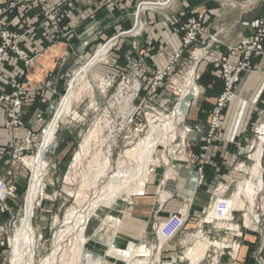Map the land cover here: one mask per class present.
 I'll return each instance as SVG.
<instances>
[{"label":"rangeland","instance_id":"1","mask_svg":"<svg viewBox=\"0 0 264 264\" xmlns=\"http://www.w3.org/2000/svg\"><path fill=\"white\" fill-rule=\"evenodd\" d=\"M234 1L237 6V3H242L243 0ZM257 7L262 9L263 1H258ZM140 10L141 8L139 15L136 16L137 24L140 23ZM257 12L259 10L256 8L251 9L253 17ZM130 29L112 34L106 40L92 42L85 53L74 56L72 62L74 66L71 68L63 92L48 109H40L43 124L36 130L35 145L27 152L28 156L24 162L13 158V152L8 148L9 153L6 156L10 160L9 179L15 180L20 189L17 197L8 202L10 212L0 215V264H11V241L19 225L30 182V161L37 152L42 132L66 92L74 70L90 61L97 46L111 40L113 44L107 55L90 68L85 81L76 89L71 108L59 123L55 141L45 152L48 165L45 168L44 181L35 200L32 216L35 234L32 264H86L87 255L98 253L101 254L96 255L91 264H126L127 259L129 261L127 264H136L139 262L138 255L144 244L156 248L152 257L155 258V264H190L192 257L188 256L187 252L196 248L198 241L204 238L211 244L197 264H264V152L261 168L259 157L258 174L251 172L255 163L253 155L258 147L264 146V112L258 110L251 113L242 140L234 145L238 157L229 165L227 180L219 182L218 189L212 191L211 200L195 215H192L191 208L188 209L190 212L188 220L170 241L158 244L153 229L156 222L147 230L149 237L139 241H135L125 233L124 230L131 229L135 225L130 214L135 210L133 203L136 193L144 190V186L155 177L159 179L158 184L162 191L158 195L162 199L163 189L165 190L168 181H178L182 165L186 163L196 165L199 139L193 136L195 133H206L207 126L203 120H209L220 83V76L218 86H215L212 82L214 80L210 78L212 71L220 75L217 67L209 63L203 67L200 64L204 59L197 65L190 64L186 58L180 65L175 66L165 79L155 81V89L148 95L144 76L149 77L148 87H150L159 69L154 67L148 75L144 73L142 47L140 41H137L143 28H133L131 33L128 32ZM115 36L117 37L114 39ZM195 54L198 58L200 51L195 50ZM137 55L138 60H133ZM34 63L35 61L30 67ZM211 67L213 69H210ZM137 75L139 79L135 81ZM190 76L193 77L196 92L187 103L186 113L177 119V125L168 133L169 142L166 143L162 141L160 133L163 131L159 129V125L164 122L162 115H167L174 109ZM137 86L139 92L135 94ZM236 97L237 89L236 96L232 100ZM27 106L32 109L31 104ZM199 122L203 123L199 124ZM196 124H199L201 131L194 129ZM189 127L192 129L190 132L187 131ZM146 138L153 140L151 143L153 146L148 165L143 167L140 164V157L136 156L137 159L133 158L134 156L132 158L126 156V151L139 145L141 155L143 152L141 149L146 145ZM104 156L109 159V166L92 185L94 163L101 162ZM235 167L238 169L235 170ZM122 169H125L124 172L127 171L125 183L128 184V189L137 183L138 176L146 172L142 188L127 192L125 187L117 197L111 198L113 201H108L110 203L106 205L107 207L101 204L94 210L92 206L109 178ZM194 169H197V165ZM245 180H248V187L244 196L240 195L242 206L230 207V199L237 192L239 183ZM162 181L165 182L164 186ZM194 181L195 191L196 178ZM219 199H225L229 207L224 210L222 217H211L212 207ZM143 209L145 210L144 206ZM78 214L85 215L87 220L75 224L74 217L76 218ZM69 216H73V220L66 222ZM112 224L113 228L106 227ZM115 228L118 238L116 242L113 241ZM77 232L81 238L77 236ZM108 241L112 243L108 244ZM170 244L173 249L168 247ZM128 245H133L134 248L130 250L127 248ZM116 249L118 250L116 258L105 254ZM121 254L124 256L121 257Z\"/></svg>","mask_w":264,"mask_h":264},{"label":"crops","instance_id":"2","mask_svg":"<svg viewBox=\"0 0 264 264\" xmlns=\"http://www.w3.org/2000/svg\"><path fill=\"white\" fill-rule=\"evenodd\" d=\"M139 1L46 0L47 9L55 10L58 14L55 23L43 17L41 7L37 4L15 8L4 16L5 26L22 34L20 46L30 55L36 54L31 67H25L12 53L1 66L0 94L8 93L11 83L17 81L26 86L27 103H32V109L28 106L22 108L28 109L26 112L29 113L25 127L16 130V143L24 140L26 130L34 123V115L40 109L52 106L63 92L74 66V56L85 53L92 42L106 40L112 34L132 28L135 23L132 10ZM258 1L243 0L236 6L234 0H175L166 8L144 9L140 12L143 30L137 38L142 47L143 66L163 68L180 43V19L198 12L204 13L206 26L201 39L207 41L209 34L216 33L220 42L215 52L222 55L228 46L250 35L256 22L264 16V0H261L262 9L257 7ZM253 8L259 10L254 17L251 14ZM134 58L137 60L138 55ZM206 63L203 61L200 65L205 67ZM252 64L253 70L243 74L237 85V97L221 113L222 129L206 157L204 183L194 191V179L197 176L194 168L201 155L198 149L205 140L204 133H195L193 138L199 139L196 165L183 164L178 181H168L162 199L158 195L162 191L159 179L155 177L144 186V190L135 194V210L130 214L135 225L124 230L135 241L149 237V226L165 220L172 212L191 208L192 215H195L211 200L212 191L218 188L219 182L227 180L229 165L238 157L234 145L242 140L251 113L262 105L261 100L264 98V54L254 57ZM212 74L213 71L210 78L216 86L219 75ZM144 78L148 87L149 77ZM6 107L7 104H0V150L12 145L11 134L4 126ZM168 247L173 249L172 244Z\"/></svg>","mask_w":264,"mask_h":264},{"label":"built area","instance_id":"3","mask_svg":"<svg viewBox=\"0 0 264 264\" xmlns=\"http://www.w3.org/2000/svg\"><path fill=\"white\" fill-rule=\"evenodd\" d=\"M174 1L175 0L139 1L132 10L135 20L132 28H142L141 21L139 24H137L136 21L139 7H141L140 12L147 8H166L172 5ZM31 4L39 5L43 17L51 23H55L58 19V14L55 10L51 11L47 9L46 0L0 1V78L2 76L1 66L10 53L19 58L27 68L32 64L36 57V54L30 55L20 46L19 39L22 34L14 30H9L4 22V16L9 11L20 7L26 8ZM178 29L180 32V43L177 49L169 62L163 68L159 69V73L155 76L156 79L150 85L151 88L146 87L147 89H145L148 95L152 94L155 89V81L165 79L166 75L174 69L175 66L180 65L182 60H185L186 58H188V63L190 64L193 63L197 65L202 59H204V61H207L209 64L218 68L220 74L219 88L215 95L213 109L209 116V120H203L207 126L205 140L198 149L201 153L198 158L196 169V187H198L204 183L205 162L210 147L212 143L218 139V134L221 131V113L223 108L236 96L237 85L243 74L253 70V58L258 54H264V16L256 22L250 35L244 37L238 43L228 46L227 51L222 55H218L215 52L216 46L220 42L216 33L209 34L207 41L201 39L202 34L206 32L203 12H198L193 16L181 18L178 23ZM130 30L128 32H130ZM116 37L117 36H115L114 39ZM192 48L194 49L191 50ZM195 50L200 51V56L198 58L196 57ZM144 68V73L146 75L153 71V68ZM135 79V81H138L139 76L137 75ZM138 92L139 86L135 88V94ZM27 101L28 91L22 83L17 81L11 83V89L8 93L0 94V104H7L4 126L10 132L12 137V145L9 149L13 152V158L18 159L21 162H24L28 156L27 152L35 145L36 130H38L43 124L42 115L40 113L41 111H38L34 115V123L26 130L24 140L20 143H16V130L25 127L27 122L26 117L29 112H26V110H29L22 109L27 106ZM34 101L35 98L33 99V102ZM261 103L262 105H260L257 110L264 112V98L261 100ZM203 122H199V124ZM199 124L194 126V129L197 131H201ZM187 131L190 132L192 129L189 127ZM9 149L7 147L0 150V215H5L7 212H10L8 202L17 197V192L20 189L15 180L12 181L9 179L11 176V171L9 170L10 160L9 157L6 156V154L9 153ZM263 152L264 146L261 147L260 168ZM239 167H241V165H239ZM234 169L236 170L238 168L235 167ZM164 184L165 182L162 181L163 186ZM189 216L190 212L188 208H184L170 213L165 220L154 223L153 229L155 230L158 244L170 241L185 225ZM154 249L156 248L151 247V245L148 247L147 244L142 245L141 253L138 255L140 259L136 264H155V258H152Z\"/></svg>","mask_w":264,"mask_h":264},{"label":"bare ground","instance_id":"4","mask_svg":"<svg viewBox=\"0 0 264 264\" xmlns=\"http://www.w3.org/2000/svg\"><path fill=\"white\" fill-rule=\"evenodd\" d=\"M0 1H4V0H0ZM138 15L139 14L137 13V16ZM132 31H133V28H131L130 33ZM112 44H113V41L111 40L108 43L100 44L99 46H97L95 53L92 56V58L90 59V61L85 62L84 64L80 65L76 70H74V72H73V74H72V76L68 82L66 92L61 97L51 119L49 120L48 124L46 125V127L44 128V130L42 132V137H41V141L38 145L37 152L32 157V159L30 161V169H31L30 182H29L28 189H27V192L25 195L24 204L22 206V211H21L22 213H21V216L19 219V225H18L16 233L13 236V239L11 241V244H12V253H11V260H10L11 264H32L33 263V244L35 241V234H34V230L32 227V216H33V209H34L35 200L37 199V197L41 191L42 181H44L43 177L45 174V168L48 165L46 162V159H45V157H46L45 152H46L47 148H49V146L51 144H53L55 141V133L58 129L59 123H60L62 117L69 112V110L71 108V101H72V98L74 96L76 89H78V86L82 82L85 81L87 74L90 71V68L94 64L98 63L101 58H104L107 55V52H108V50ZM192 78H193L192 76L189 77L184 89H182L180 97H179L176 105L174 106V109L169 114L162 115L164 122L161 125L162 127L159 125V127H160L159 129H161V131H163L160 134L163 138L162 141L164 140V141H166V143L169 142V141H167V139L169 137L168 133L172 132L173 128L177 125V119L186 113L187 103H188L189 99L191 98V96H193L196 92V88L194 87ZM153 131H154V129H153ZM155 135L157 136V134H155ZM172 135H173V133H172ZM152 141L153 140H151V138H148V140L146 138V145L143 146L144 148L142 147L141 150H143V152L141 155H140L141 152H140V149L138 147L139 145H138V146H136L137 149L133 148V149L127 150L126 156L128 155L131 158L133 156H134L133 158H135L136 156L140 157V162H141L140 164H142L143 167H146L148 165V160L150 159L149 155L151 152V147L153 146V144L151 145ZM155 142H157V141H155ZM138 149H139V151H138ZM260 149L261 148L258 147V149L255 151V153L253 155L255 163H254V166L251 168V172L254 174H258V171H259V169H258L259 168V157H260V153H261ZM108 166H109V159L106 156L103 157V160L101 162L97 161L94 163V169H93L94 172H93L92 177H91L92 178L91 179L92 185L96 181L97 177H99V175H101L102 173L105 172V170ZM143 169L145 170V168H143ZM122 170H120L118 173L113 174L109 178L107 185H105L103 187L104 189L102 190L100 195L96 198V201L94 202L95 203L94 206H92L94 210H95V208H97L101 204H103L102 206L105 205V207H107L106 205H108L110 203L108 201H110L111 198L113 199V198L117 197L119 195V193L124 190L125 187H126L125 189L127 192L137 191V190L142 188V185L145 181V173L146 172H143L144 174L142 176H138L137 177V183L128 189L127 188L128 184L125 183V180H127L125 178V176H126L125 174L127 173V171L124 172V170H125L124 169L122 172ZM88 171H90V170H88ZM145 171H147V170H145ZM129 172L130 171H128V173ZM136 172H137V170H136ZM136 174H135V176H136ZM133 176H134V174H133ZM87 178L89 179V177H87ZM129 181H131V180H129ZM86 183H87V181H86ZM133 183H134V181H133ZM84 184H85V179H84ZM247 187H248V180H245V181L239 183V186L237 188V192L235 194L233 193L234 195L230 199V207L235 206V205L236 206L237 205L242 206L243 203H242V199H241L240 195L242 194L244 196V194L246 193ZM111 201H113V200H111ZM228 207H229V203L225 199H219V200L215 201V203L212 207L213 209L210 212L211 217L212 216L213 217H215V216L216 217L217 216L222 217L224 215V210H227ZM93 209H92V211H93ZM87 211H88V208H87ZM92 211H91V214H93ZM88 216H89V214L87 215V217ZM70 220H73V216H69L67 218L66 222L67 221L69 222ZM83 220H85V215H79L78 214V216L76 218L74 217L75 224L76 223L80 224L81 223L80 221H83ZM86 220H87V218H86ZM74 221H73V224H74ZM85 221H83V223ZM113 224L110 226H106V227L111 228L113 226ZM116 225H117V223H116ZM75 226H77V225H75ZM233 226H235V225H233ZM81 229L83 230V228H81ZM116 229L117 228H115L113 230V233H114L113 238L115 239L113 241H115V242L118 239L116 237L117 236ZM79 232H77L78 233L77 236H79L81 234V232H80V234H79ZM81 240L82 239H80V241ZM107 243L111 244L112 242L109 243V241H108ZM210 244H211V242L205 238L199 240L197 243V247L192 249L190 252L189 251L187 252V255L192 257V262L190 264H197V262L203 257L204 251L206 250V248ZM111 248H112V246L110 247V249ZM127 248L131 250L134 248V246L128 245ZM117 249H116V251L110 250V252L108 251L105 254H107L109 256H114L116 258V254L118 253V250H119V249L118 250ZM128 249H126V250H128ZM113 250H115V249H113ZM132 251H134V250H132ZM98 254L100 255L101 253H98ZM98 254L87 255L86 256V264H91L93 262V260L95 259V256ZM123 254H124V252H123ZM134 254H136V253H134ZM124 255L121 254V257ZM77 256H78V254H77ZM96 261H98V260H96ZM127 261H128V259H127ZM127 261H126V264H127ZM128 263H129V261H128Z\"/></svg>","mask_w":264,"mask_h":264},{"label":"water","instance_id":"5","mask_svg":"<svg viewBox=\"0 0 264 264\" xmlns=\"http://www.w3.org/2000/svg\"><path fill=\"white\" fill-rule=\"evenodd\" d=\"M187 109V108H186Z\"/></svg>","mask_w":264,"mask_h":264}]
</instances>
